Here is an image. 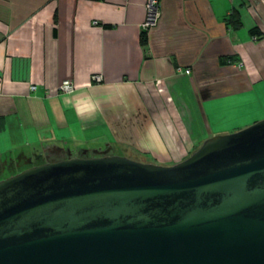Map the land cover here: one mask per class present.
Segmentation results:
<instances>
[{"label":"crops","instance_id":"1","mask_svg":"<svg viewBox=\"0 0 264 264\" xmlns=\"http://www.w3.org/2000/svg\"><path fill=\"white\" fill-rule=\"evenodd\" d=\"M147 3L0 0V168L114 143L175 164L237 108L264 112V0H159L149 28Z\"/></svg>","mask_w":264,"mask_h":264},{"label":"water","instance_id":"2","mask_svg":"<svg viewBox=\"0 0 264 264\" xmlns=\"http://www.w3.org/2000/svg\"><path fill=\"white\" fill-rule=\"evenodd\" d=\"M0 264H264V119L172 165L69 157L1 179Z\"/></svg>","mask_w":264,"mask_h":264},{"label":"rangeland","instance_id":"3","mask_svg":"<svg viewBox=\"0 0 264 264\" xmlns=\"http://www.w3.org/2000/svg\"><path fill=\"white\" fill-rule=\"evenodd\" d=\"M263 119H264L263 111H250V109L246 108L244 112L239 108H237L235 114L233 113L232 115H228L222 118L221 119L222 122H220L218 126H213V130L224 131V134H230L233 132L240 131L254 124L255 122ZM211 123L212 125H215L213 124V122ZM62 147H63L62 145H44L40 149L34 151L37 152L36 154H33L34 152L25 154L26 156L23 155L24 158H22L18 162V164H20V168L15 166L17 164V161L15 160L16 158L12 156L13 164L9 165V167H7L6 169L0 168V180L15 173H18L19 171L26 169L32 165H38L46 161L60 160L69 157H94V156L116 154L123 156L128 155L127 157L146 163L172 165V164L161 163L158 161V159H155L152 156L149 155L145 156L144 154L136 151L133 147L131 148L130 146L119 143L118 144L114 143L111 146L105 145L102 147H92V148H88L87 150L72 149L70 151L67 146L63 148Z\"/></svg>","mask_w":264,"mask_h":264},{"label":"built area","instance_id":"4","mask_svg":"<svg viewBox=\"0 0 264 264\" xmlns=\"http://www.w3.org/2000/svg\"><path fill=\"white\" fill-rule=\"evenodd\" d=\"M147 10H148V15L144 26L146 28H149L155 26L159 21V17H160L159 0H148ZM186 72L190 73V70L187 69ZM95 79L100 81L101 76L96 75ZM59 90L63 93H73L75 91V87L71 80H65L59 87Z\"/></svg>","mask_w":264,"mask_h":264},{"label":"trees","instance_id":"5","mask_svg":"<svg viewBox=\"0 0 264 264\" xmlns=\"http://www.w3.org/2000/svg\"><path fill=\"white\" fill-rule=\"evenodd\" d=\"M227 24L231 25L235 29H239L242 27V21L240 18V14L235 10L231 16L227 18ZM253 34H260L261 31L257 28H253L251 30ZM144 41V40H143ZM128 156V155H127Z\"/></svg>","mask_w":264,"mask_h":264}]
</instances>
